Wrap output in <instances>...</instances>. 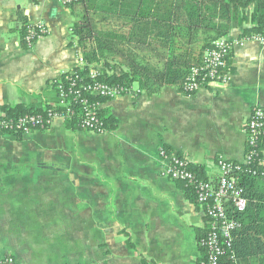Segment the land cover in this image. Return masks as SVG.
<instances>
[{
  "label": "crops",
  "instance_id": "1",
  "mask_svg": "<svg viewBox=\"0 0 264 264\" xmlns=\"http://www.w3.org/2000/svg\"><path fill=\"white\" fill-rule=\"evenodd\" d=\"M82 14L60 0H0V114L56 102L53 82L82 59L71 34ZM37 25L45 33L24 47L23 26ZM247 27L223 37L233 44L224 84L111 99L101 105L116 120L110 133L72 131L61 119L20 139L0 133V261L197 264L203 216L182 183L161 175L159 151L206 180L217 178V158L243 162L244 124L254 107L264 111V42L247 40ZM247 214L253 239L246 231L239 246L256 254L238 264H262L264 208Z\"/></svg>",
  "mask_w": 264,
  "mask_h": 264
},
{
  "label": "trees",
  "instance_id": "2",
  "mask_svg": "<svg viewBox=\"0 0 264 264\" xmlns=\"http://www.w3.org/2000/svg\"><path fill=\"white\" fill-rule=\"evenodd\" d=\"M76 5L83 10L82 17L71 29L82 58L73 69L80 78L77 84L100 82L117 89L120 96L129 93L153 95L164 86L177 87L183 92L191 68L202 63L205 52L215 40L227 37L233 29L245 24L248 27L243 30V36H264V0H81L68 7ZM248 9L251 10L249 15ZM105 23H116V27L100 30L99 24ZM27 35V26H23L21 40L26 48L30 47L25 41ZM92 71L96 72L95 77H90ZM72 78L64 73L58 79ZM52 86L55 103L49 102L43 108L4 107L1 113L11 119L24 115L46 118L51 105L59 102L54 82ZM86 98L91 104L104 105L109 101L93 95H86ZM72 110L74 114L63 120L67 129L83 131L79 127L82 107L74 105ZM57 111L63 113L64 109L57 108ZM97 118L104 133L115 129L116 120L109 110L100 108ZM0 133L22 137L19 132L4 129ZM253 162L244 167L245 173L240 180L247 208L243 213L232 214L240 224L232 234V247L238 261L245 254H256L240 250L243 234L247 231L250 239L254 234L252 226L244 227V216L264 208L261 184H264V168L258 167L257 161ZM189 168L198 180H206L203 169L191 164ZM178 183L183 184L187 197L196 203L192 187Z\"/></svg>",
  "mask_w": 264,
  "mask_h": 264
},
{
  "label": "built area",
  "instance_id": "3",
  "mask_svg": "<svg viewBox=\"0 0 264 264\" xmlns=\"http://www.w3.org/2000/svg\"><path fill=\"white\" fill-rule=\"evenodd\" d=\"M81 0H60L65 5H73ZM26 43L45 33L43 25L27 27ZM250 41L264 42V36H250ZM232 42L227 38L215 40L205 52L202 63L192 67L183 86V94L192 95L203 87L224 84L228 79L227 58L232 50ZM80 64V63H79ZM72 79L55 80V89L59 102L52 104L46 118L40 115H24L17 119L0 114V130L4 129L27 136L34 131H48L57 119L64 120L74 114L72 107H82L79 127L86 132L103 134L102 124L97 118L101 104L89 103L86 95L108 98L119 97V91L100 82L77 84L80 78L73 70L67 72ZM92 71L90 77H95ZM130 94V93H129ZM127 94V95H129ZM57 108L64 109L61 113ZM246 136L245 156L242 163H234L222 158L215 160L216 179L198 180L190 170V162L177 155H169L160 149L161 175L175 182H184L193 189L196 204L203 216V234L198 241L200 249L197 264H238L232 247V234L240 226L233 213H243L248 201L243 194L240 180L245 173V166L251 163L264 168V111L254 107L244 124ZM0 264H18L13 258L5 257Z\"/></svg>",
  "mask_w": 264,
  "mask_h": 264
},
{
  "label": "rangeland",
  "instance_id": "4",
  "mask_svg": "<svg viewBox=\"0 0 264 264\" xmlns=\"http://www.w3.org/2000/svg\"><path fill=\"white\" fill-rule=\"evenodd\" d=\"M108 27H109V26H108ZM108 27L106 28V27L103 26V24H99V29H100V30L108 29Z\"/></svg>",
  "mask_w": 264,
  "mask_h": 264
}]
</instances>
